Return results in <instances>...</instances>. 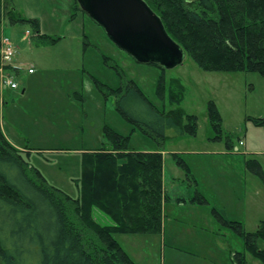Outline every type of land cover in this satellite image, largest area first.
I'll list each match as a JSON object with an SVG mask.
<instances>
[{
  "label": "rangeland",
  "instance_id": "374dc122",
  "mask_svg": "<svg viewBox=\"0 0 264 264\" xmlns=\"http://www.w3.org/2000/svg\"><path fill=\"white\" fill-rule=\"evenodd\" d=\"M6 2L16 17L38 20L40 34L57 40L49 44L28 25H11L6 17L0 21V41L9 39L17 61L35 70L25 80L22 73L17 78L20 88L14 99L0 94L6 103L0 109V132L4 125L19 147L33 150L26 159L48 183L77 198L75 181L84 153L105 143L104 129L109 127L130 136L131 150H161L166 157L165 192L171 200L163 205L161 234L113 236L136 264H233V254H246L235 223L254 233L264 221V180L246 167L255 160L264 172V124L254 122L264 119V76L205 72L186 55L171 69L142 64L118 48L76 0ZM163 75L168 87L178 80L185 88L180 107L197 117L199 127L195 137L170 129L158 146L116 110L114 96L106 95L122 81H134L157 108L169 111L176 106L157 96ZM210 102L221 117L223 134L217 140L208 116ZM227 136L234 143L232 154L240 155L234 159L225 156ZM174 154L187 164L192 183L184 181L187 170L177 166L180 159L174 160ZM198 194L208 204L193 203ZM93 215L103 225L113 224L98 209ZM246 260L262 264L250 254Z\"/></svg>",
  "mask_w": 264,
  "mask_h": 264
},
{
  "label": "trees",
  "instance_id": "16d2710c",
  "mask_svg": "<svg viewBox=\"0 0 264 264\" xmlns=\"http://www.w3.org/2000/svg\"><path fill=\"white\" fill-rule=\"evenodd\" d=\"M143 1L202 71L264 76V0ZM7 6L6 0H0V21L6 17L11 25H28L49 44L57 42L40 34L38 20L18 18ZM184 89L180 81L168 87L165 76L160 77L158 99L176 106L169 111L157 108L134 81H122L106 96H114L116 110L127 122L161 146L170 129L181 135L197 134V117L180 107ZM208 116L218 135L215 139H220L221 117L213 102ZM254 122L263 125L264 119ZM104 132L105 143L84 153L81 176L75 181L77 198L48 183L26 159L32 149H17L0 132V264H136L114 234H161L167 202L162 151H134L129 148L130 136L109 127ZM226 138L227 148H232V137ZM177 164L186 167L180 160ZM247 165L264 180L258 161ZM192 202L208 204L199 194ZM95 209L113 224L99 223ZM215 214L224 224H231ZM235 228L245 239L246 254H233V264H247V254L264 264L260 248L264 221L254 233L244 232L238 223Z\"/></svg>",
  "mask_w": 264,
  "mask_h": 264
},
{
  "label": "water",
  "instance_id": "95a60500",
  "mask_svg": "<svg viewBox=\"0 0 264 264\" xmlns=\"http://www.w3.org/2000/svg\"><path fill=\"white\" fill-rule=\"evenodd\" d=\"M193 1V0H187ZM109 39L142 64L165 69L182 64L184 50L166 33L161 19L143 0H77Z\"/></svg>",
  "mask_w": 264,
  "mask_h": 264
},
{
  "label": "built area",
  "instance_id": "2783aa9c",
  "mask_svg": "<svg viewBox=\"0 0 264 264\" xmlns=\"http://www.w3.org/2000/svg\"><path fill=\"white\" fill-rule=\"evenodd\" d=\"M17 52L13 48L9 39H2L0 41V74H1V85L0 92L3 89L8 88L11 91H16L20 88L17 81V76L20 73L27 72V74H33L34 68H26L24 66H16L14 60ZM243 143L241 142V145Z\"/></svg>",
  "mask_w": 264,
  "mask_h": 264
},
{
  "label": "crops",
  "instance_id": "0c3cea01",
  "mask_svg": "<svg viewBox=\"0 0 264 264\" xmlns=\"http://www.w3.org/2000/svg\"><path fill=\"white\" fill-rule=\"evenodd\" d=\"M14 64L16 65V66H24V65H22V63L20 62V61H17V58H15V60H14ZM29 68H33L32 66L31 67H29ZM17 73H20V74H18V76H17V78L18 77H20L21 76V73H22V75H23V77H24V80L25 79H27L28 77H30L31 75H34L35 74V72L33 73V74H27V72H17ZM0 78H1V74H0ZM20 84V83H19ZM0 85H1V83H0ZM20 86V85H19ZM18 93L17 91H11V90H9L8 88H5V89H3V91L2 92H0V94L1 95H8L7 97L9 98V99H14V97H15V95H16V93ZM25 92H26V89H24L23 88V90H22V94H25ZM9 93V94H8ZM1 97V96H0ZM3 97V96H2ZM3 100H4V98H0V102H1V107H0V109H2V107H4L5 106V104L6 103H4L3 102ZM10 128V127H9ZM1 132L4 134V136L7 138V140L14 146V147H16L17 149H20V150H25V148L23 149V148H21V147H19L13 140H12V137L9 135V133H8V129H6L5 127H4V125H1ZM233 146H234V143H233ZM231 148H227V151L225 152V156H228V157H233V158H231V159H234V157H238V156H240V155H234V154H232L233 152H231V150H230ZM252 152H254V151H252ZM242 153V155H245V154H248V152H241ZM165 153L164 152H162V155H163V159H164V161H165V158L166 157H164L165 155H164ZM178 155L179 154H174L173 156H174V160H176V159H180L179 157H178ZM239 160L240 161H242V159L241 158H239ZM180 161H182L183 163H185L182 159H180ZM237 163V162H236ZM186 164V163H185ZM232 165H234V166H236L237 167V164H235V163H233ZM177 166L178 167H180V168H183V169H185V170H187L186 172V175H187V179H185L184 181H186L187 180V182L188 183H192V178H190L191 177V175L189 174V170H188V166H187V164H186V167H184V166H180V165H178L177 164ZM245 166V165H244ZM248 165H247V162H246V167H247ZM241 168H242V166H241ZM243 171H244V167H243ZM244 173V172H243ZM177 188H178V186H177ZM164 190L165 191H167V188H166V181H165V183H164ZM171 199H170V196H168L167 195V201H170ZM179 205V204H178Z\"/></svg>",
  "mask_w": 264,
  "mask_h": 264
}]
</instances>
